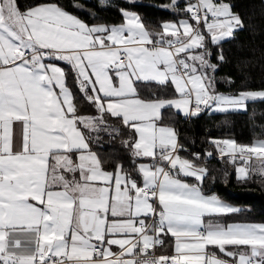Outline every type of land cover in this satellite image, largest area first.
I'll list each match as a JSON object with an SVG mask.
<instances>
[{"label":"snow or ice","instance_id":"snow-or-ice-1","mask_svg":"<svg viewBox=\"0 0 264 264\" xmlns=\"http://www.w3.org/2000/svg\"><path fill=\"white\" fill-rule=\"evenodd\" d=\"M180 4L163 7L189 19L155 31L124 9L120 25H89L57 3L21 10L17 0H0V264H264V223L216 220L241 210L204 193L208 169L178 155L183 146L164 123L166 109L196 116L206 108L247 111L248 102L264 100V90H215L225 57L221 50L212 62L205 30L219 45L245 22L225 0ZM54 60L75 71L97 116L78 114L65 71L46 62ZM239 64L243 75L252 61ZM169 83L178 98L165 97ZM105 114L128 131L121 143L139 180L120 162L106 170L92 150L101 132L121 135ZM211 143L236 165L238 180L264 179V140ZM162 234L174 237L169 255L155 253Z\"/></svg>","mask_w":264,"mask_h":264},{"label":"trees","instance_id":"trees-1","mask_svg":"<svg viewBox=\"0 0 264 264\" xmlns=\"http://www.w3.org/2000/svg\"><path fill=\"white\" fill-rule=\"evenodd\" d=\"M21 10L43 2L59 4L68 12L81 18L88 24L105 23L119 25L124 22L121 9L137 13L146 27L155 31L160 30L163 22L178 20L187 15L185 12L176 13L166 10L163 6L171 0H108L101 7V0H17ZM232 6L234 13L239 14L245 22V28L236 32L233 38L222 41L219 45H211V60L219 63L217 56L222 50L225 62L219 63L215 74V87L224 93H238L242 90H264V0H225ZM76 5V7H73ZM180 6L184 7V0ZM255 29L253 31L252 29ZM251 60L252 66L243 75L238 71L242 60ZM67 68L66 84L70 87L77 104L78 114L97 116V109L85 102L80 90L79 81L73 69ZM224 80H221V78ZM231 80V82H229ZM150 87L160 94V88L153 84ZM147 91V89H144ZM166 98L176 97L171 83L164 90ZM164 123L174 127L178 133V142L183 150L200 153H213L212 140L234 139L238 144L251 145L254 141L264 140V100L250 101L247 111H230L227 113H201L185 120L183 115L173 109L164 110ZM170 117V118H169ZM105 119L112 126L121 128V135L114 139L101 132L98 141L90 142L92 150L97 153L106 170H114L120 162L138 175L132 163L130 150L123 146L122 140L128 138V131L124 129L116 118L105 114ZM93 136L96 133L92 134ZM137 159L136 162H138ZM260 162H254L258 166ZM202 164V163H201ZM197 164V165H201ZM208 169L202 188L206 193H216L221 199L236 205L241 210L215 219L221 223H264V179L253 175L251 180L237 179L236 165L228 159H211L202 164ZM164 244L159 248L161 252L172 251V238L163 236Z\"/></svg>","mask_w":264,"mask_h":264},{"label":"crops","instance_id":"crops-1","mask_svg":"<svg viewBox=\"0 0 264 264\" xmlns=\"http://www.w3.org/2000/svg\"><path fill=\"white\" fill-rule=\"evenodd\" d=\"M67 11V10H66ZM132 12V11H131ZM69 13H71V12H69ZM71 14H73V13H71ZM73 15H75V14H73ZM75 16H77V15H75ZM186 16V18L185 19H189V16H188V14L187 15H185ZM78 17V16H77ZM79 18V17H78ZM79 19H81V18H79ZM82 20V19H81ZM83 21V20H82ZM178 20H176V21H172V22H177ZM83 22H85V21H83ZM190 22H192V23H194L193 21H190ZM86 23V22H85ZM88 24V23H87ZM93 24H101V23H93ZM93 24H89V25H93ZM103 24H105V23H103ZM107 25V24H106ZM120 25V24H119ZM109 26H112V25H109ZM202 30H204V25H202ZM205 36H206V40H205V44H206V46H207V48L208 49H210V46L211 45H213L211 42H210V38H209V34L206 32V30H205ZM225 40H227V39H225ZM225 40H223V41H225ZM197 51H200V50H197ZM46 62H51V63H54V64H56L57 66H59V67H61L64 71H65V73H66V77H67V66L69 67V68H71L70 67V65L67 63V62H65V61H59V60H54V61H46ZM72 69V68H71ZM74 71V70H73ZM75 72V71H74ZM67 85V84H66ZM68 86V85H67ZM69 87V86H68ZM172 87L174 88V86L172 85ZM69 89H70V87H69ZM215 90H216V92H218V90L216 89V87H215ZM57 91H58V89H57ZM70 91L72 92V90L70 89ZM73 94V93H72ZM176 98H178V94L176 93ZM174 111H176L177 113H180L181 115H183V113H181V112H179L178 110H175V109H173ZM209 110V109H208ZM166 124V123H165ZM167 125V124H166ZM168 126H170V125H168ZM172 127V126H171ZM174 128V127H173ZM175 129V128H174ZM175 131H176V133H177V130L175 129ZM177 136H178V133H177ZM139 163H144V164H151L152 163V160H151V158H139V161L137 162V164H139ZM251 167L252 168H256L257 167V165H255L254 163L251 165ZM179 178H181V179H183V180H185L186 182H188L189 184H197L198 183V181L194 178V177H184L182 174H181V176L179 177ZM137 179L139 180L140 179V177L138 176L137 177ZM204 191V190H203ZM204 193L206 194V195H208V194H213V193H206L205 191H204ZM219 197V196H218ZM220 198V197H219ZM221 199V198H220ZM221 201H223L222 199H221ZM223 202H225V201H223ZM226 203H228V202H226ZM237 208H239V207H237ZM228 224V223H227ZM230 224V223H229ZM171 238H172V251H170V252H173V248H174V237H172L171 236V234H168ZM163 234L161 235V239H163ZM162 245H157V250L160 252V253H169V252H161L160 250H159V248L161 247ZM119 249H118V247L117 246H113L112 247V251L113 252H116V251H118ZM209 252H215L216 253V255H217V257H219V258H226V257H223L222 256V254L219 252V250L216 248V247H214V246H208V249H207Z\"/></svg>","mask_w":264,"mask_h":264},{"label":"built area","instance_id":"built-area-1","mask_svg":"<svg viewBox=\"0 0 264 264\" xmlns=\"http://www.w3.org/2000/svg\"><path fill=\"white\" fill-rule=\"evenodd\" d=\"M193 2H195V0H193ZM210 19H211V17H209ZM202 25L203 24H201V26L200 27H202ZM124 62H126V60L124 61ZM208 111V109L206 108V109H203L201 112H200V114L201 113H205V112H207ZM191 117H193V116H191V115H189V116H183V118L185 119V120H189ZM178 144H179V142H178ZM180 145V144H179ZM178 155H180L182 158H186L187 156L188 157H190L194 162H196V163H202V162H205V163H207V162H209L211 159H213V158H216V159H228V157H223V158H221V156H220V154H219V152H218V154H217V156H211V157H208V156H205V157H201V154L200 153H197V152H189V151H186V150H180V149H178ZM197 155H199V159H197L196 157H197ZM255 161H257V160H255V159H253L252 161H250V165H252ZM237 163H239V162H237ZM155 253H156V255H169V254H171L172 252H169V253H160L158 250H157V247H156V249H155Z\"/></svg>","mask_w":264,"mask_h":264},{"label":"rangeland","instance_id":"rangeland-1","mask_svg":"<svg viewBox=\"0 0 264 264\" xmlns=\"http://www.w3.org/2000/svg\"><path fill=\"white\" fill-rule=\"evenodd\" d=\"M103 2L104 3H107L108 2V0H103ZM186 18V16H183V17H180L179 19H178V21L179 20H183V19H185ZM173 21H175V20H173ZM177 21V22H178ZM167 22H172V21H167ZM201 29H202V27H201ZM210 50V49H209ZM211 51V50H210ZM221 78V77H220ZM221 80H224V78H221ZM255 91H258V90H255ZM218 93H222V94H225V95H234V94H236V93H224V92H221V91H218ZM240 111H244V110H240ZM179 112H181V111H179ZM208 112L209 113H218V111H214V110H212V109H209L208 110ZM182 113V112H181ZM183 116H185L184 114H183ZM258 141H260V140H258ZM214 146V145H213ZM217 154H218V150L214 147V150H213V153H212V157L213 156H217ZM202 157V156H201ZM185 159H188V160H190L191 162H193L195 165H197V164H201V163H196V162H194L190 157H186ZM213 159H216V158H213ZM255 162H257V161H255ZM202 164H205V162H202ZM197 165V166H200V167H205L206 168V165ZM213 194H215V195H217L216 193H213ZM218 196V195H217ZM220 199V198H219ZM221 200V199H220ZM223 200V199H222ZM224 201V200H223ZM222 201V202H223ZM224 203H226V201L224 202ZM227 204H230V205H232L233 207H236L237 208V206L236 205H233V204H231V203H227Z\"/></svg>","mask_w":264,"mask_h":264},{"label":"water","instance_id":"water-1","mask_svg":"<svg viewBox=\"0 0 264 264\" xmlns=\"http://www.w3.org/2000/svg\"><path fill=\"white\" fill-rule=\"evenodd\" d=\"M199 115H201V114L199 113L197 116H199Z\"/></svg>","mask_w":264,"mask_h":264}]
</instances>
